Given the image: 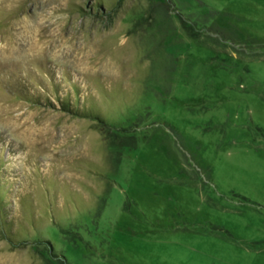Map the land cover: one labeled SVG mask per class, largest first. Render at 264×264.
<instances>
[{
  "label": "rangeland",
  "instance_id": "1",
  "mask_svg": "<svg viewBox=\"0 0 264 264\" xmlns=\"http://www.w3.org/2000/svg\"><path fill=\"white\" fill-rule=\"evenodd\" d=\"M0 264H264V0H0Z\"/></svg>",
  "mask_w": 264,
  "mask_h": 264
},
{
  "label": "trees",
  "instance_id": "2",
  "mask_svg": "<svg viewBox=\"0 0 264 264\" xmlns=\"http://www.w3.org/2000/svg\"><path fill=\"white\" fill-rule=\"evenodd\" d=\"M66 103L64 102L63 103V106H64V108L66 109V110H68V111H70V110H74V111H76V112H80L81 114H85L86 116H90V117H92V118H94V119H97V120H99L100 122H104V119H102L101 117H100V115L99 114H97V113H94L93 111H81L79 108H77V107H72L71 106V104L70 103H68V105H65Z\"/></svg>",
  "mask_w": 264,
  "mask_h": 264
}]
</instances>
